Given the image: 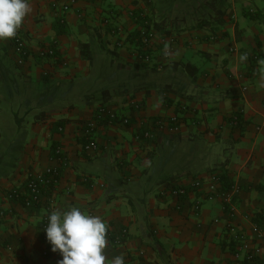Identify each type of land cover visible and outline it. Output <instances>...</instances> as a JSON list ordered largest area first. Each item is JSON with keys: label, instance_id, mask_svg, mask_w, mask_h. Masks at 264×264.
Returning <instances> with one entry per match:
<instances>
[{"label": "crops", "instance_id": "obj_1", "mask_svg": "<svg viewBox=\"0 0 264 264\" xmlns=\"http://www.w3.org/2000/svg\"><path fill=\"white\" fill-rule=\"evenodd\" d=\"M226 3L180 24L154 17L162 8L150 0H29L18 29L25 62L14 38L0 40V264H59L41 225L72 207L108 226L106 264L121 255L125 264H232L230 227L252 240L255 223L264 231V0ZM143 13L156 31L150 61L136 55ZM163 34L176 38L168 58ZM102 104L119 117L98 122V149L87 151L82 123ZM174 116L178 129L165 122L153 139L136 140L140 121ZM49 166L60 169L57 183L25 205L27 182ZM211 171L225 187L239 184L235 215L221 198L159 195ZM124 228L128 238L114 244Z\"/></svg>", "mask_w": 264, "mask_h": 264}, {"label": "built area", "instance_id": "obj_2", "mask_svg": "<svg viewBox=\"0 0 264 264\" xmlns=\"http://www.w3.org/2000/svg\"><path fill=\"white\" fill-rule=\"evenodd\" d=\"M63 8L65 11L70 9L69 5H65ZM120 31L121 29L117 26L111 27V33L113 35L120 34ZM155 36L156 31L149 21H145L142 25H140L137 38L135 39L138 48L136 51L137 57L147 61L151 60V49H153L155 44ZM13 38L17 53V62L19 64H23L29 53L27 44L21 33L18 31ZM211 38L216 39L215 36H212ZM175 39V37L166 34H163L161 37L160 44L163 45V50L167 58L174 50L173 44L175 43ZM235 50V47L231 48V51ZM48 52L53 53V50H48ZM41 54L45 55L46 51L43 50ZM254 58L257 60L258 56H254ZM130 104L134 105L137 109L142 107L141 103L134 100V98L130 100ZM118 117L119 116L117 113L108 104L100 105L96 111L95 118L82 123L83 136L85 138V143L83 144L84 149L87 151H95L98 149V144L95 139V131L98 122L107 118L110 120V122H113L118 120ZM130 119L131 118L129 116H122L120 118V122L123 124H129ZM165 122H172L174 124L172 129H178L179 124L177 116H174L167 121L164 119L148 120L145 118L139 122L142 129L136 132V140L140 141L143 139H153L156 135V131L160 130L164 126ZM57 151L60 153L59 150ZM60 174L61 172L59 167L49 166L42 174L30 178L27 182L25 190V205L33 206L40 203L44 190L50 189L52 186H54L57 183ZM240 191L239 184H233L225 187L220 174L216 171H211L206 176H197L186 180H174L164 184L159 190V195L161 197H168L170 199L176 200L188 196L190 193L199 194L200 196L211 200L221 198L225 203V209L229 211L231 216H233L238 212V208L234 200ZM9 197L14 199L18 198L20 197V192L18 190H13V192L9 194ZM201 205V199L195 200L193 203L194 210L197 212L200 211ZM52 206L53 198L51 197L48 202V209L50 210ZM176 208L181 209L180 201L176 204ZM3 214V212H0V222ZM48 215L49 213L44 216L41 225V230L45 239H47L45 226L48 222ZM253 228L257 232V237L252 240L247 237L245 233L240 231L236 232L233 226L230 227L233 241L231 259L232 264H258L262 259H264V231L256 223L254 224ZM128 236L129 231L128 229L124 228L118 234H116V236L112 239V242L114 244H122L125 242Z\"/></svg>", "mask_w": 264, "mask_h": 264}, {"label": "clouds", "instance_id": "obj_3", "mask_svg": "<svg viewBox=\"0 0 264 264\" xmlns=\"http://www.w3.org/2000/svg\"><path fill=\"white\" fill-rule=\"evenodd\" d=\"M30 11L29 0H0V40L13 38ZM246 58L242 55L240 59ZM47 220V240L52 251L63 257L59 264H106L108 226L100 217L72 207L53 211ZM109 264H125V258L116 256Z\"/></svg>", "mask_w": 264, "mask_h": 264}, {"label": "rangeland", "instance_id": "obj_4", "mask_svg": "<svg viewBox=\"0 0 264 264\" xmlns=\"http://www.w3.org/2000/svg\"><path fill=\"white\" fill-rule=\"evenodd\" d=\"M153 10L157 7L160 11L154 10V17H165L166 20L178 21L180 24L197 20L199 16H205L204 12L214 13L215 10L227 6L226 0H150ZM202 14L200 15L199 14ZM160 13V14H157ZM152 19V18H151ZM153 22V21H152Z\"/></svg>", "mask_w": 264, "mask_h": 264}, {"label": "trees", "instance_id": "obj_5", "mask_svg": "<svg viewBox=\"0 0 264 264\" xmlns=\"http://www.w3.org/2000/svg\"><path fill=\"white\" fill-rule=\"evenodd\" d=\"M137 20L139 21V23L142 25L145 21H149L150 24H152V21H151V18L148 17V15L146 14H141L137 17ZM158 27V26H157ZM84 47V46H83ZM85 57L90 59L91 58V55L89 52H85Z\"/></svg>", "mask_w": 264, "mask_h": 264}]
</instances>
